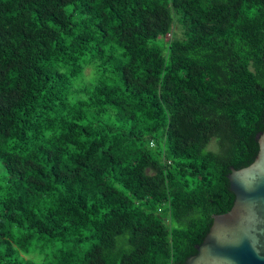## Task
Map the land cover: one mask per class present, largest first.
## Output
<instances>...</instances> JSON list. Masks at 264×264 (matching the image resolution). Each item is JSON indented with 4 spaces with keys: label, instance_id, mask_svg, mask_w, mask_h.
Listing matches in <instances>:
<instances>
[{
    "label": "trees",
    "instance_id": "1",
    "mask_svg": "<svg viewBox=\"0 0 264 264\" xmlns=\"http://www.w3.org/2000/svg\"><path fill=\"white\" fill-rule=\"evenodd\" d=\"M263 131L264 0H0V264H186Z\"/></svg>",
    "mask_w": 264,
    "mask_h": 264
},
{
    "label": "water",
    "instance_id": "2",
    "mask_svg": "<svg viewBox=\"0 0 264 264\" xmlns=\"http://www.w3.org/2000/svg\"><path fill=\"white\" fill-rule=\"evenodd\" d=\"M259 153L242 169L231 167L232 209L214 217L197 253L186 264H264V131Z\"/></svg>",
    "mask_w": 264,
    "mask_h": 264
},
{
    "label": "rangeland",
    "instance_id": "3",
    "mask_svg": "<svg viewBox=\"0 0 264 264\" xmlns=\"http://www.w3.org/2000/svg\"><path fill=\"white\" fill-rule=\"evenodd\" d=\"M89 71H90V70L87 71L88 74H89ZM215 147H216V145H215V143L213 142L212 145L210 146V148H211V149H216ZM27 258H29V257H27Z\"/></svg>",
    "mask_w": 264,
    "mask_h": 264
},
{
    "label": "built area",
    "instance_id": "4",
    "mask_svg": "<svg viewBox=\"0 0 264 264\" xmlns=\"http://www.w3.org/2000/svg\"><path fill=\"white\" fill-rule=\"evenodd\" d=\"M152 145H153V143H152Z\"/></svg>",
    "mask_w": 264,
    "mask_h": 264
}]
</instances>
